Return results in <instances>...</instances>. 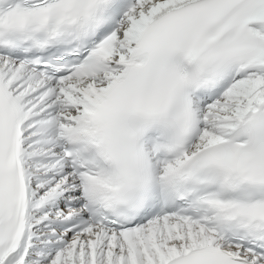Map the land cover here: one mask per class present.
Returning a JSON list of instances; mask_svg holds the SVG:
<instances>
[{"label": "snow or ice", "instance_id": "6c2138e0", "mask_svg": "<svg viewBox=\"0 0 264 264\" xmlns=\"http://www.w3.org/2000/svg\"><path fill=\"white\" fill-rule=\"evenodd\" d=\"M0 264H264V0H0Z\"/></svg>", "mask_w": 264, "mask_h": 264}]
</instances>
